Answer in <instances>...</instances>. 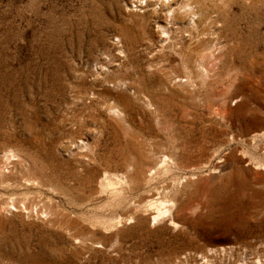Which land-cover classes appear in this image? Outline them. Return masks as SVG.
<instances>
[{"label": "rangeland", "instance_id": "374dc122", "mask_svg": "<svg viewBox=\"0 0 264 264\" xmlns=\"http://www.w3.org/2000/svg\"><path fill=\"white\" fill-rule=\"evenodd\" d=\"M171 2L0 0V264H264V0Z\"/></svg>", "mask_w": 264, "mask_h": 264}, {"label": "bare ground", "instance_id": "6f19581e", "mask_svg": "<svg viewBox=\"0 0 264 264\" xmlns=\"http://www.w3.org/2000/svg\"><path fill=\"white\" fill-rule=\"evenodd\" d=\"M150 1V0H149ZM156 1H160L162 4H165V5H167L166 3L168 2V5H170L169 4V2H171V1H175V0H156ZM172 3V2H171ZM189 6V5H188ZM182 23V22H181ZM168 25V24H167ZM217 58V57H216ZM205 59V58H204ZM205 62H207V61H205ZM208 66V65H207ZM187 82V81H186ZM149 106H150V104H149ZM159 114V113H158ZM160 125V124H159ZM165 156V155H164ZM164 163H165V161H167L166 160V158L164 157ZM169 161V160H168ZM166 167V166H165ZM152 172V171H151ZM109 176V175H108ZM113 177V176H112ZM124 177V176H123ZM105 178V177H104ZM117 178V177H116ZM103 181H104V179H103ZM107 181V180H106ZM110 182V181H109ZM105 185H107V184H105ZM108 187H109V185H108ZM181 187V186H180ZM106 189V188H105ZM165 195V194H164ZM154 199V198H153ZM166 201H164V202H152V203H150V206L155 210V214H157L153 219L154 220H158V218H160V217H163V216H166L167 214H168V212H169V210H171V209H167L166 208ZM168 206V205H167ZM171 208V207H170ZM125 220V219H124Z\"/></svg>", "mask_w": 264, "mask_h": 264}]
</instances>
